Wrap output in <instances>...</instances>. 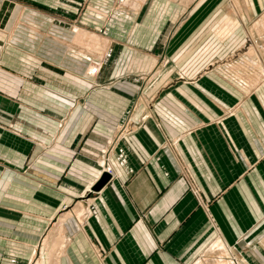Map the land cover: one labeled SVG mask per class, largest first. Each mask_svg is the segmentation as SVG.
I'll return each instance as SVG.
<instances>
[{
    "label": "crops",
    "instance_id": "obj_1",
    "mask_svg": "<svg viewBox=\"0 0 264 264\" xmlns=\"http://www.w3.org/2000/svg\"><path fill=\"white\" fill-rule=\"evenodd\" d=\"M154 1L127 43L160 51L185 43L199 5L162 0L170 7L152 23ZM250 31L264 35V14ZM11 51L0 70L5 89L25 62L39 64ZM143 59L145 75L159 81L126 105L111 93L90 102L94 116L0 118V263L13 253L15 264H264V70H182L175 54L176 69L162 72L157 59ZM63 78L69 93L87 86ZM32 88L22 98L69 108ZM102 171L109 179L90 190Z\"/></svg>",
    "mask_w": 264,
    "mask_h": 264
},
{
    "label": "rangeland",
    "instance_id": "obj_2",
    "mask_svg": "<svg viewBox=\"0 0 264 264\" xmlns=\"http://www.w3.org/2000/svg\"><path fill=\"white\" fill-rule=\"evenodd\" d=\"M160 1L153 2L155 13L152 23H157L159 16L164 17L163 13L170 7L169 3V7H161ZM197 1L194 0V5H199V10L194 13V27L183 31L182 38L188 37L186 42L180 46H163L164 50L160 51L154 46L127 43L136 36V32L142 33L145 28L143 19L152 0H114L112 5L107 4L108 0H0V7H3L0 11V32L3 34L0 39V70L6 68L2 65V58L9 49L13 50L9 54L20 52L39 62H25L26 65L19 70L21 73L13 72L16 76L12 80L16 77L21 79L17 85L11 81L14 84L10 89L0 86L2 102L11 108L10 115L1 111L0 118L13 121L40 118L32 112L51 118L94 116L90 111L94 105L90 102L96 95L103 97L101 101H106L111 93L124 98L126 105L133 101L142 84L159 81L157 74L153 77L145 75L142 65L146 64L143 58L147 56L158 60L153 70L158 68L162 72L176 69L175 54L184 59L180 62L184 69L178 65L182 70L206 69L207 66L211 69L230 66L231 69L246 70L248 74L261 68L264 70V52L258 48L259 45L264 46V35L258 37L250 31L252 23L264 14V0ZM253 8L256 13L252 12ZM127 17L131 18L129 22ZM147 21L148 17L144 23ZM5 22L9 28L3 26ZM155 26L146 29L147 35L152 34L151 29ZM18 27L20 31H17ZM226 36L232 37L228 44ZM214 54L216 56L207 63L206 58ZM65 74L82 79L87 86L69 93L67 90L71 87L64 81ZM173 79L166 82L162 79L160 84H172ZM32 87L38 88L45 96L46 93L52 94L54 100L61 104H70L69 108L48 109L46 103H35L37 100L34 101L30 95L29 99L22 98L21 92L25 91L35 95ZM21 104L29 111L23 110L22 114ZM124 105L118 107V114L122 117L127 112L122 110ZM12 254L2 255L9 259L8 264L16 262Z\"/></svg>",
    "mask_w": 264,
    "mask_h": 264
},
{
    "label": "water",
    "instance_id": "obj_3",
    "mask_svg": "<svg viewBox=\"0 0 264 264\" xmlns=\"http://www.w3.org/2000/svg\"><path fill=\"white\" fill-rule=\"evenodd\" d=\"M110 175L107 171H102L96 181L90 186V190L96 191L98 190L103 184L107 182Z\"/></svg>",
    "mask_w": 264,
    "mask_h": 264
}]
</instances>
